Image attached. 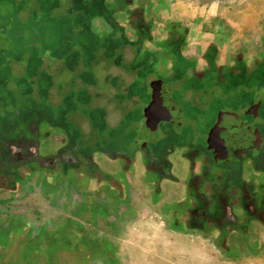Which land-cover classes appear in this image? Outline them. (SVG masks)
<instances>
[{
	"label": "rangeland",
	"instance_id": "1",
	"mask_svg": "<svg viewBox=\"0 0 264 264\" xmlns=\"http://www.w3.org/2000/svg\"><path fill=\"white\" fill-rule=\"evenodd\" d=\"M12 1L17 5L22 0ZM32 1L26 11L18 12V19L10 13L14 9L9 6V1H0V152L15 154L22 151L26 157L28 150L33 154L38 150L41 159L52 160L61 154L69 155L93 160L108 171L105 151L119 150L125 138L134 136L131 133L138 132L137 138L145 140L148 136L156 138L163 130L192 139L188 128L195 129L198 112L218 106L217 100L222 96L220 90L213 89L196 96L180 94L181 83L168 82L172 88L165 96L184 118L178 126L160 122L157 125L160 130L149 133L140 126L143 121L144 126L151 125L146 107L152 97V84L161 81L157 79L161 75L157 77L151 70V64L157 61L148 57L150 72L137 77L131 70L140 52L136 54L133 46L119 41L110 59L100 53L92 54L93 61L87 65L84 54H88L79 47L71 48V44L74 36L84 38L90 29L98 34L109 30L101 20L88 22L95 14L94 7L98 10L99 0H77V5L73 0H48L42 7L37 5L40 0ZM55 3L58 4L53 7ZM89 4L92 7L86 12L83 5ZM198 7H205V2L195 0L186 10L193 17L196 13L191 10H198ZM171 8L174 12L177 6ZM231 9L241 11L242 15L233 24L234 29L224 26L223 32H219L221 43L217 45L220 52L224 53L226 49L235 52L240 47L242 53L253 54L264 49V0H242L239 8ZM32 14L34 18L29 17ZM79 17L81 21L73 23ZM188 21L194 25L193 21ZM156 24H161L159 18ZM195 26L191 28L194 30ZM258 32L260 38H256ZM195 42L198 44L197 38H189L187 50L194 49ZM76 50L80 52L77 56ZM176 78L170 80L176 82ZM194 117L196 122L191 120ZM203 125L207 127L206 118ZM148 150L153 159L158 160L160 146L148 144ZM61 191L63 199L59 198ZM146 194L141 186H133L119 198L101 188L85 198L73 180L57 179L49 185L46 179L36 181L29 177L13 192L0 194V214L3 213L7 220L18 211L41 216L40 210L36 209L38 203H49L51 198L56 202L57 210L69 214L75 211L78 216L83 207L87 211H96L92 234L100 236L112 247L111 254L117 261L111 263L104 250L94 264H140L137 261L141 257L133 255L130 247L141 241L144 245L159 244L142 247L143 253L150 255L148 264L171 258V244L180 249L177 258L181 262L190 251L203 249L220 259L240 260L253 255L252 249L241 245L237 239H232L225 250L208 236L172 230ZM35 195L38 200L28 203L29 197L34 200ZM260 249H264V245ZM196 253L205 256L204 252ZM153 255L155 257L151 258Z\"/></svg>",
	"mask_w": 264,
	"mask_h": 264
},
{
	"label": "flooded vegetation",
	"instance_id": "2",
	"mask_svg": "<svg viewBox=\"0 0 264 264\" xmlns=\"http://www.w3.org/2000/svg\"><path fill=\"white\" fill-rule=\"evenodd\" d=\"M109 2L111 6L104 7L107 20L137 53L157 61L151 70L161 75L158 80L181 83L180 94L220 90L218 106L198 112V122L191 119L196 122L195 129L188 128L192 139L160 132V125L155 129L143 121L140 127L149 133L159 131L156 138L140 140L138 132L131 133L134 136L125 138L119 150L105 151L108 171L93 160L69 155L52 160L41 159L38 150L33 154L27 149L26 157L22 151L0 152V194L13 192L29 177L46 179L49 185L57 179L73 180L85 198L101 188L121 198L128 187L141 186L172 230L208 236L225 250L232 239L251 249L262 247L264 49L253 54L239 49L222 53L215 46L201 44L187 50V28L169 16L170 0ZM94 17L100 21V14ZM157 18L163 19L159 25ZM175 77L176 82L170 80ZM225 111L238 115L245 128L225 121L221 114ZM183 118L164 123L176 126ZM148 144L160 146L158 160L151 156ZM84 219L76 244L67 240L69 235L53 237L54 264H92L100 249L109 250L92 236L90 223ZM19 245L12 241L0 246V264H31Z\"/></svg>",
	"mask_w": 264,
	"mask_h": 264
},
{
	"label": "crops",
	"instance_id": "3",
	"mask_svg": "<svg viewBox=\"0 0 264 264\" xmlns=\"http://www.w3.org/2000/svg\"><path fill=\"white\" fill-rule=\"evenodd\" d=\"M8 1L12 6H15L12 0ZM102 1V5L104 7L111 6V2H109V0ZM193 1L195 0H170L168 4L169 16L172 20L182 24L187 28L188 34L186 37V41L189 40V38H197L198 44L195 42V48H197L201 44H206L215 46L219 49L217 45L218 43H221V41L219 40V32H223L225 28L224 26H226V29L228 28L229 30L234 29L235 26L233 24L237 23V18H240L242 15L241 11L233 9L230 10V8H239L242 0H203V2H205V7H198V10H191V12L196 13V16L193 15L194 18L189 14L188 10H186V8L189 7L190 3H193ZM172 6H177L174 12L171 8ZM96 14L98 15L100 14V12L98 10H95L92 21L96 20L94 17ZM207 14H209V17ZM102 15L103 14H100V20H103ZM111 19L113 20L112 17ZM188 20H191V22L193 21L194 25H196V28L194 30L193 28H191L194 25L190 24ZM160 21L163 22V19H160ZM103 22L105 23L104 20ZM220 24L222 25V27ZM158 28L160 27L156 26L154 30L158 31ZM216 29L218 30L216 31ZM252 32H254V30ZM216 33H218V35H215ZM253 37L254 34H252V38ZM257 37L260 38V32H258V35H256V38ZM190 45L193 44L191 43ZM237 49H240V47H238ZM228 50L229 49L224 50V53L231 52ZM62 192L63 191H61L59 196V198L61 199H63ZM31 199H33V197L30 196L28 203H30L31 201H37L38 197L35 195L34 200ZM56 199L57 198H55V201ZM38 204L39 205L37 206L36 203L34 205V208H36V206L38 207L36 209L40 210L39 212L41 216L34 215L32 214V212L31 214H29L28 212L18 211L13 217H11V220H7L2 215L3 213L0 214V246H5V244L12 241H18V243L20 244V249H22L23 252L27 251L29 255L28 257L30 258L29 262L31 264H54L55 257L54 251L52 249L53 243L51 242L53 240V237L55 238L56 234H62L65 236L69 235L67 240L73 244H76V242L79 240V238H77L76 236V232L84 229L82 228L84 225V221H87L86 219H84L85 216L90 223L89 228L92 234V231L94 229L93 217H95L96 211H87V209L83 207V209L80 208L78 216H76L77 212L75 211L69 214L68 212L66 213L62 210H57L58 207L55 206L56 202H52V198L50 199L49 203L40 202ZM125 221L124 223L126 224ZM92 236L102 241V248H109L107 252L105 251V255L108 260H110L111 263L117 261V259H115L111 254V252H113L112 247L106 244L100 236H96L95 234H92ZM144 244V241H141L140 244L136 242L130 247L134 253L133 255L141 257L139 262L137 261V263L140 264H146L150 256L143 253V246H159L158 242H153L149 245ZM170 246L172 247L170 252L172 257H168V259H165L158 264H264V249L259 250V248L256 249V251L255 249H252L253 255L250 254V256L246 258L242 257L240 260L220 259L219 257H215L214 255H212L211 251L205 249L196 251L204 252L205 256L197 255L196 252L193 253L192 251H190L185 260L181 262L179 258H177L180 249L175 248V244H171ZM127 247H129V245H127ZM101 251H103V249H100L96 253V255L93 256L92 264H94L96 258L100 259V255H103L101 254ZM152 257L155 256L153 255L151 256V258ZM157 257L158 256H156V259L157 261H159Z\"/></svg>",
	"mask_w": 264,
	"mask_h": 264
},
{
	"label": "trees",
	"instance_id": "4",
	"mask_svg": "<svg viewBox=\"0 0 264 264\" xmlns=\"http://www.w3.org/2000/svg\"><path fill=\"white\" fill-rule=\"evenodd\" d=\"M48 0H40L37 5L38 7H42L45 6V3ZM73 3H76L77 5V0H73ZM14 3V1H12ZM29 2H33L32 0H22L21 2H18L17 5L14 3L15 6H12L11 4L9 6L13 7V11L10 12L11 14L14 15L15 19L16 18L18 12H22V11H26L27 7L29 6ZM103 1L99 0V5H98V11L100 12V14H103V20L105 21L106 25H108L109 30L103 34H98V33H94L90 28V32H87L86 37L82 38L80 36H74L76 38L72 39V44H71V48L73 47H79L80 51L83 49L84 53H87L88 55H85V63L90 64L89 61H93L92 58V54L96 55L97 53L102 54L104 57L109 58L112 57V54L114 53L115 50H117V45L119 43V41H123L124 44H128V40L124 37L121 36V34H117V32L114 29V26L107 21V13L105 12L104 6L102 5ZM58 3L53 4V7H55ZM84 10L86 12L89 11V8L92 7L89 5H83ZM31 10V9H30ZM95 10H97V8L95 7ZM2 15H4V10ZM34 18L33 14L29 15V17ZM92 18H89V23L91 24ZM78 21H81V17H79V19H75V21H73V23H79ZM118 36V38H117ZM133 46V45H130ZM135 48V47H133ZM77 52H75V56L79 55L80 52L79 50H76ZM135 52L137 54L136 48H135ZM89 56V57H87ZM94 57V56H93ZM148 57L147 55H142L141 53L138 55L136 61L133 63V70H131V72H133L134 74L137 75V77H143V75H147L150 70L148 69L149 66V62H148ZM136 72V73H135ZM138 81V80H137ZM137 81L133 82V86L135 87L137 85ZM131 94L133 95V88H132V92ZM142 99L144 100V95H142Z\"/></svg>",
	"mask_w": 264,
	"mask_h": 264
},
{
	"label": "water",
	"instance_id": "5",
	"mask_svg": "<svg viewBox=\"0 0 264 264\" xmlns=\"http://www.w3.org/2000/svg\"><path fill=\"white\" fill-rule=\"evenodd\" d=\"M172 88L171 84L164 81H158L152 84V97L147 105V114L153 128H157L160 122H178L182 119L180 110L173 106L165 96L166 91ZM225 121L233 123L238 128H245L239 123V117L235 113L222 112ZM155 118H154V117Z\"/></svg>",
	"mask_w": 264,
	"mask_h": 264
}]
</instances>
